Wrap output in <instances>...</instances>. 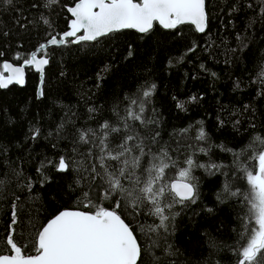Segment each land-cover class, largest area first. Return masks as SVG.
<instances>
[{
	"label": "trees",
	"instance_id": "obj_1",
	"mask_svg": "<svg viewBox=\"0 0 264 264\" xmlns=\"http://www.w3.org/2000/svg\"><path fill=\"white\" fill-rule=\"evenodd\" d=\"M75 1L58 0L47 6L49 0H13L11 5L0 0V66L3 61L19 64L50 36L58 37L67 27V7ZM206 11L203 33L189 24L175 30L155 24L147 34L126 29L95 41L72 43L68 38L38 53L46 54L49 61L42 96L35 95L38 77L30 67L25 69L22 87L12 84L0 89V180L4 181L0 184V238L6 234L16 196L20 201L14 239L27 245L29 255L34 254L39 225L52 214L62 209L88 211L69 187H75L76 170L60 173L53 164L60 157L91 163L87 148L93 145L79 141L80 131L99 133L105 121L120 128L109 136L115 147L129 134L121 117L131 100L143 98V91L154 84L144 116L157 123H127L153 151L168 150L176 162L169 178L187 166L189 157L205 166L192 170L196 202L166 209L167 232H148L149 226L159 223L154 216L134 218L127 211H116L135 229L144 249L142 264H236L233 248L243 231L247 208L243 197L225 195L221 200L218 196L226 182L245 191L246 181L237 177H243L242 168L253 170L252 157L264 150V145L253 143L257 136L264 139V0H206ZM45 18L48 25L43 23ZM17 55L21 59H15ZM90 108L95 111L89 112ZM133 109L139 111L136 106ZM201 127L206 139L197 141ZM37 129L39 135L33 140ZM183 129L187 133L182 134ZM157 132L158 143L153 144ZM211 164L220 166L219 170L208 169ZM29 182L31 192L25 187ZM102 206L113 208L111 201ZM153 240H157L155 246ZM169 245L172 255L165 254Z\"/></svg>",
	"mask_w": 264,
	"mask_h": 264
},
{
	"label": "snow or ice",
	"instance_id": "obj_2",
	"mask_svg": "<svg viewBox=\"0 0 264 264\" xmlns=\"http://www.w3.org/2000/svg\"><path fill=\"white\" fill-rule=\"evenodd\" d=\"M12 2L13 0H3L6 5H11ZM57 2L58 0H49L47 6ZM67 12L70 14L69 30L60 35L59 39L50 36L46 44L39 45L35 52L23 59L24 66L34 67L41 74L42 83L44 67L49 61L46 54L45 57L38 58V53L45 52L47 46L64 44L69 37L74 38L72 43H79L95 41L126 29L147 34L155 24L165 30H175L181 25L189 24L194 26L196 32L203 33L208 20L206 0H77L74 6L67 7ZM17 23L22 28L25 26L19 20ZM43 23L48 25L49 21L45 18ZM129 48L131 56V46ZM2 55L0 52V56ZM15 59L19 60L21 56L17 55ZM0 69V89L13 83L24 84V67L5 62ZM212 75L215 76V73ZM154 89L153 84L143 91V98L131 100L126 115L121 117L129 134L124 135L115 147L109 142V136L119 133L120 128L105 121L100 125L99 133L92 129L80 131L79 141L84 145H93L87 148V157L91 158V163L87 159L70 161L60 157L53 164L60 173L73 168L76 170L75 187H69L76 194L77 203L88 211L64 209L52 214L45 223L39 225L32 244L33 255L25 251L27 245H21L14 239V226L18 223L17 202L20 201L19 196L15 197L11 203V218L6 234L0 238V264H142L144 249L134 234L135 229L116 209L127 211L134 218L141 214L154 216L159 223L149 226L148 232L155 233L160 229L167 232L170 216L166 209L170 211L175 204L186 206V203L196 202L197 185L192 182L195 179L192 170L197 166L205 167L196 165L189 157L185 161L187 166L179 169L174 178H169V170L176 167V162L172 160L168 150L161 148L159 152L153 151L146 146L142 134L135 132L133 125L127 123L129 120L140 121L142 125L157 123L144 116V105ZM42 95L43 91H38V98ZM196 99L195 96L191 97L192 101ZM133 106L138 107L139 111H134ZM177 107L183 110L184 105L178 102ZM94 111V108L89 109V112ZM187 131L183 129L181 133ZM38 135L39 129L32 133L31 138L35 140ZM138 135L141 138L138 139ZM158 136V132L153 135V144L158 143ZM195 139H206L202 127ZM256 142L264 145V139L259 136L254 138L253 143ZM207 150L200 148L201 152ZM223 150L229 151L226 148ZM252 159L256 161L254 169L242 168L243 177H237L246 181L247 189L241 191L240 188L233 187L231 182H226L221 190L222 195L218 196L221 200L225 195L243 197L247 208L242 219L243 231L233 248L237 256L236 264H264V150H260ZM219 167L211 164L208 169L218 171ZM37 171L40 172L41 169ZM210 174L214 172L210 171ZM85 181L89 182L87 186ZM3 183L0 180V184ZM25 187L31 192V182ZM104 201H111L113 208L102 206ZM146 205L150 207L144 211ZM208 211L211 212L212 209ZM32 226L36 227L35 223ZM140 230L144 231L143 225ZM156 244L157 240H153V245ZM170 249L171 245L165 249L166 255H172ZM160 264L164 262L161 261Z\"/></svg>",
	"mask_w": 264,
	"mask_h": 264
},
{
	"label": "water",
	"instance_id": "obj_3",
	"mask_svg": "<svg viewBox=\"0 0 264 264\" xmlns=\"http://www.w3.org/2000/svg\"><path fill=\"white\" fill-rule=\"evenodd\" d=\"M75 2H77V0L75 1ZM75 2L71 5V6H74V4H75ZM68 15H69V17H70V14L68 13ZM70 22V18H69V20H68V22H67V27H66V29L60 34V35H62L64 32H66V31H68L69 29H68V23ZM159 25V24H158ZM193 28H194V26H193ZM195 29V28H194ZM135 31V30H134ZM60 35L57 37V39H59V37H60ZM78 35H82V33H78ZM48 39H50V38H48ZM47 39V40H48ZM69 39H71V41L74 39L73 37H69ZM47 40L44 42V43H42V44H46L47 43ZM82 42V41H81ZM58 45H61V44H57V45H51V46H58ZM47 47H49V46H47ZM46 47V48H47ZM38 48V47H37ZM37 48H35L33 51H31L30 52V54L31 53H33V52H35V50L37 49ZM42 57H45L44 55H38V58H42ZM47 58V57H46ZM48 59V58H47ZM5 62H7V63H11V62H9V61H3L2 62V64L3 63H5ZM11 64H13V66H21V67H24V83H25V69L27 68V67H30L31 69H32V71L33 72H35L36 74H37V77H38V81H37V84H36V88H35V95H36V97L38 98V91H40L41 90V85H42V82H41V74L40 73H38V72H36L35 71V68L34 67H31V66H24L23 65V61L22 62H20L19 64H14V63H11ZM45 68V67H44ZM4 75L6 76L7 75V73H4ZM14 85H17V86H19V87H22L23 85H19V84H15V83H13ZM10 85H12V84H10ZM2 89H4V88H2ZM62 210H64V209H62ZM70 210H79V209H70ZM82 211H84V210H82ZM46 222V221H45ZM44 222V223H45Z\"/></svg>",
	"mask_w": 264,
	"mask_h": 264
},
{
	"label": "flooded vegetation",
	"instance_id": "obj_4",
	"mask_svg": "<svg viewBox=\"0 0 264 264\" xmlns=\"http://www.w3.org/2000/svg\"><path fill=\"white\" fill-rule=\"evenodd\" d=\"M68 13V12H67ZM70 18V17H69Z\"/></svg>",
	"mask_w": 264,
	"mask_h": 264
}]
</instances>
